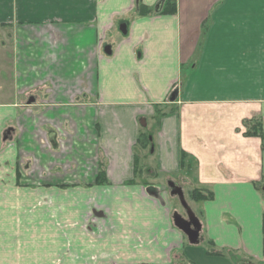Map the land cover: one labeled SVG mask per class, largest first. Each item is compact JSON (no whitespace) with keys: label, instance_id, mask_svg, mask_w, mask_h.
I'll return each instance as SVG.
<instances>
[{"label":"crops","instance_id":"1","mask_svg":"<svg viewBox=\"0 0 264 264\" xmlns=\"http://www.w3.org/2000/svg\"><path fill=\"white\" fill-rule=\"evenodd\" d=\"M160 1L0 0L13 55L11 88L0 89V198L30 185L47 200L27 238L44 237L53 264L184 263L165 191L136 180L144 118L158 129L160 170H185L213 194L198 201L202 241L224 258L200 263L264 264V137L244 134L254 117L264 129V0H176L172 14L156 12Z\"/></svg>","mask_w":264,"mask_h":264},{"label":"rangeland","instance_id":"2","mask_svg":"<svg viewBox=\"0 0 264 264\" xmlns=\"http://www.w3.org/2000/svg\"><path fill=\"white\" fill-rule=\"evenodd\" d=\"M133 11L134 12L128 14L129 18H132V16L135 15L136 8H134ZM114 24L113 31H115L117 41H119L123 38L122 33H124L121 28V20H115ZM5 39L3 37L0 38V89H10L13 81V74H9L6 70V66L9 65V62H11L13 55L9 52V45L4 44L5 41L8 40L7 38ZM110 42H113L112 38H109L106 41L107 44ZM1 77L4 78L3 81L1 80ZM3 95L6 94L3 93ZM255 118L262 119V117ZM143 120L146 119L144 118ZM140 129L142 133L145 134L148 143L146 144V148L144 146L141 147L138 144L133 152V155L135 156L134 160L136 161V180H140L142 183L144 182V185L147 187H155L156 191L159 193L164 190L165 199H167V203H169L172 211L184 212L179 198L171 196L167 186L168 181L171 179L178 182L183 189L187 203L193 212L199 217V212L202 206L200 203L193 201L190 198V192L196 188L193 186V181L189 182L186 171L181 170L178 173L173 172L166 175L159 168L160 157L158 155L155 142L151 141L152 138L156 136V125L154 126V123L150 119L148 126L143 127L141 125ZM139 138H141V135ZM142 140H144L143 137ZM25 186H21L19 187L20 189L13 190L17 192H29V194L9 196L13 197L12 199H3V197L0 198V264H3L4 259H20L22 264H53L57 259H49L51 252L46 246L47 243L46 240L43 239L44 237L38 239L34 244L31 243L29 238H27L35 234L32 233L35 225L33 224V218L30 214L32 211H42L49 205L47 204V200H39L31 195V191H34L32 186ZM197 189L202 191L201 188ZM204 190L205 192H210L208 189ZM11 192L12 190H7V193ZM92 218L94 217L89 216V219ZM36 233H38V236L46 234V232ZM40 233H43V235ZM185 248L186 259L183 264H187V262H189V264H201V259H212L211 261L215 262L216 259L224 258V256L223 258L217 257V254L216 256H211L208 251L211 247L208 246L206 241H201L199 244H190L187 241ZM239 258L245 260L241 255H239ZM239 258L237 257V259ZM58 259H61L62 261V254L59 255ZM234 262L236 264L237 261Z\"/></svg>","mask_w":264,"mask_h":264},{"label":"trees","instance_id":"3","mask_svg":"<svg viewBox=\"0 0 264 264\" xmlns=\"http://www.w3.org/2000/svg\"><path fill=\"white\" fill-rule=\"evenodd\" d=\"M140 2V0H139ZM176 0H165V4H164V7H163V10H162V14H172V13H176ZM137 9H139V13L141 15H144V14H148L151 12V9H145L141 4H137ZM208 28H207V23L203 24L202 26V39L201 41L199 42V47L202 43V41L204 40V35H205V32H207ZM198 47V49H199ZM244 126L246 128V132L244 133L245 136L247 137H261L263 138L264 137V129H263V121L261 118H252V119H248V120H245L244 121ZM143 139L142 140V137L138 139V144L142 147L144 146L146 148V142H145V138H144V135H143ZM188 158L187 157H183V168L186 169L188 168L189 166V163L186 162ZM185 162V163H184ZM105 173V171H104ZM201 191V190H200ZM197 188L196 189H193L191 192H190V198L193 200V201H205V200H209V199H212L213 198V194L212 192H205L204 189H202V191L200 192ZM208 244H213L212 241H208ZM209 251V254H213V255H220L222 254V252H215V251H212V250H208ZM244 264H248V263H244Z\"/></svg>","mask_w":264,"mask_h":264},{"label":"water","instance_id":"4","mask_svg":"<svg viewBox=\"0 0 264 264\" xmlns=\"http://www.w3.org/2000/svg\"><path fill=\"white\" fill-rule=\"evenodd\" d=\"M164 2H165V0H161L157 4V6L155 8L156 12H160L162 10ZM106 52L108 54H111V51L109 49L108 50L106 49ZM177 96H178V91H176L175 93H173L171 95L170 100L171 101H175L177 99ZM141 123H142V125H145L144 121H142ZM168 186L171 188V195L179 197L180 202H181L182 206L184 207V209H185V211L187 213V216L189 218V220L180 221L179 217H181V216H180V214H178L176 212L173 215L174 225L178 229H180L188 237V240H189V242L191 244H198L200 242V240H201V238H200V232H201V228H202L201 227V223L199 222V220L195 216V214L192 211V209L187 204L182 188L177 186L176 183L173 182V181H169L168 182ZM262 190L264 191V188ZM191 225H192V227H191ZM250 264H254V263L251 262Z\"/></svg>","mask_w":264,"mask_h":264},{"label":"flooded vegetation","instance_id":"5","mask_svg":"<svg viewBox=\"0 0 264 264\" xmlns=\"http://www.w3.org/2000/svg\"><path fill=\"white\" fill-rule=\"evenodd\" d=\"M176 184L178 185V186H180V184L178 183V182H176ZM181 187V186H180ZM183 208V207H182ZM184 209V208H183ZM179 214H180V216L181 217H179V220L180 221H182V220H189V218H188V216H187V213H186V211H185V209H184V212H179V211H177ZM191 221V220H190ZM192 222V221H191ZM185 224V223H184ZM186 225V224H185ZM191 227H192V225H191Z\"/></svg>","mask_w":264,"mask_h":264}]
</instances>
